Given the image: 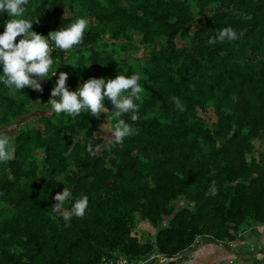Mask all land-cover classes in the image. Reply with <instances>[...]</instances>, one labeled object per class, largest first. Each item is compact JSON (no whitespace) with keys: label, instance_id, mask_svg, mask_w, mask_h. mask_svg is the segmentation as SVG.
Masks as SVG:
<instances>
[{"label":"trees","instance_id":"obj_1","mask_svg":"<svg viewBox=\"0 0 264 264\" xmlns=\"http://www.w3.org/2000/svg\"><path fill=\"white\" fill-rule=\"evenodd\" d=\"M76 17L89 20L83 43L67 53L54 48L57 76L41 81L42 92L12 93L0 82V132L39 113L8 135L14 156L0 163V264H97L112 253L178 258L197 243L227 244L264 225V0L26 6L32 30L45 36ZM6 19L0 12V32ZM224 27L238 38L210 45ZM60 72L70 91L90 77L139 72L138 119L122 117L136 131L115 144L97 133L87 110L52 112L47 101ZM64 187L72 196L64 211L88 197L83 218L53 210ZM138 223L150 238L137 236Z\"/></svg>","mask_w":264,"mask_h":264},{"label":"clouds","instance_id":"obj_2","mask_svg":"<svg viewBox=\"0 0 264 264\" xmlns=\"http://www.w3.org/2000/svg\"><path fill=\"white\" fill-rule=\"evenodd\" d=\"M29 0H0V12H7L8 19L4 21V31L0 32V82L12 93L30 88L42 92L41 81L57 76V69L52 70L54 63L52 52L58 48L69 52L83 43L85 30L89 26V20L84 17H76L73 22L57 30L49 31L47 36L32 30L33 21L36 18H25L26 6ZM38 22V21H37ZM19 38V39H18ZM237 33L232 27H224L217 34L209 37L208 43L234 41ZM51 77L49 78V73ZM68 74L60 72L54 87L51 89L47 104L52 112L59 115L76 117L87 110L91 116L100 117L106 110L105 99L110 101L114 124L111 130V140L115 144L123 143L126 137L134 131L131 124L122 117L131 113V120L138 119L139 105L134 101L142 99L145 89L141 86L139 72L130 76L116 74L115 78L90 77L83 83L78 84L75 91H70L66 81ZM177 110L184 111V105L178 97H170ZM87 151L95 155L91 143L87 145ZM14 152L7 133L0 132V163L12 160ZM215 182H212L210 193L216 194ZM72 198L68 188L57 193L53 199V210L64 211V205ZM88 207V197L82 195L75 199L70 209L64 211V218L70 215L83 218Z\"/></svg>","mask_w":264,"mask_h":264},{"label":"rangeland","instance_id":"obj_3","mask_svg":"<svg viewBox=\"0 0 264 264\" xmlns=\"http://www.w3.org/2000/svg\"><path fill=\"white\" fill-rule=\"evenodd\" d=\"M66 14L69 15L68 12ZM137 40L138 39H136V41ZM133 56L136 58L141 57V53L133 54ZM80 83H82V82H79L78 84H80ZM78 84L73 91H75L77 89ZM33 114H39V113L36 110H33L30 115H26V116L21 117L16 124H13V125L9 126L8 128H5L3 130V132L14 137L18 128L20 126L25 125L27 123L28 119H30L33 116ZM112 125H113L112 122L109 119H107L105 112L102 113L100 115V117H96L95 126L97 127V133L99 135L103 136L104 139H107L111 135ZM251 141L253 142L255 148L258 150L260 148V145H261L260 142L256 138L251 139ZM179 204H180V202L177 203V206ZM148 229H149V227H147L145 224L138 223L136 226L137 236L140 238H142V236L150 238L149 234L147 233ZM254 229H257V228H253V230ZM241 236L242 237L239 236V238H237L239 240V242H238V244H235V246H234V247H236V249H234L235 251H237V252H253V250H255V251L257 250L258 241L256 239L255 233L252 232V229L248 230L247 232H245ZM198 245H199V243H197L195 246H198ZM203 245H205V244H203ZM221 245H224V247H228L229 249L232 248V246H233L232 242L227 243V244H221ZM259 248H261V247H259ZM192 249H193V247L188 250L189 253ZM257 254H259V257H258L255 264H263V262H264L263 261L264 260V250L260 251ZM228 255H230V253H228ZM182 256L187 258V256L189 257V254L186 253ZM252 256H255V255H252ZM234 257L235 256H233L232 258H234ZM243 261H245L244 264H254V259L253 260L252 259H247V260L243 259ZM239 262H240V259L238 257H236L233 261V264H239ZM220 263L221 264H229L228 260L226 258L222 259L220 261ZM171 264H176V263H171ZM230 264H232V262H230Z\"/></svg>","mask_w":264,"mask_h":264},{"label":"crops","instance_id":"obj_4","mask_svg":"<svg viewBox=\"0 0 264 264\" xmlns=\"http://www.w3.org/2000/svg\"><path fill=\"white\" fill-rule=\"evenodd\" d=\"M257 229L252 228V232L255 233L256 239L258 241L257 250H253V252H237L235 244H238L239 240L236 239L232 242V248L224 247V245L216 244V243H204L199 244L198 246H193V249L190 251L189 257L185 258L182 262L176 264H221L220 261L222 259H227L228 263L232 262L236 257L240 259L239 264H244L247 259H254V264L256 263L260 251L264 250V225L260 227H254ZM242 237V236H240ZM239 238V237H238ZM261 247V248H259ZM235 252V253H234ZM230 253V255H228ZM257 254V255H256ZM255 255V256H252ZM235 256L234 258H232ZM243 261V262H242ZM264 261V260H263ZM242 262V263H241ZM264 264V262H263Z\"/></svg>","mask_w":264,"mask_h":264},{"label":"built area","instance_id":"obj_5","mask_svg":"<svg viewBox=\"0 0 264 264\" xmlns=\"http://www.w3.org/2000/svg\"><path fill=\"white\" fill-rule=\"evenodd\" d=\"M189 253V251L187 252ZM173 259L167 258L164 255L152 254L147 258L133 259L125 256H119L112 253L108 256H103L97 264H171Z\"/></svg>","mask_w":264,"mask_h":264},{"label":"water","instance_id":"obj_6","mask_svg":"<svg viewBox=\"0 0 264 264\" xmlns=\"http://www.w3.org/2000/svg\"><path fill=\"white\" fill-rule=\"evenodd\" d=\"M185 258H186V257L181 256V257H179V258L173 259V262H174V263H180V262H182Z\"/></svg>","mask_w":264,"mask_h":264}]
</instances>
